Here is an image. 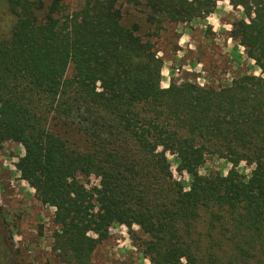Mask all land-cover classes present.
Returning <instances> with one entry per match:
<instances>
[{"label":"trees","instance_id":"1","mask_svg":"<svg viewBox=\"0 0 264 264\" xmlns=\"http://www.w3.org/2000/svg\"><path fill=\"white\" fill-rule=\"evenodd\" d=\"M230 3L247 19L232 38L263 77L163 89L161 32L204 20L214 0H82L71 13L53 0L41 22L24 21L29 0H8L0 149L23 147L16 168L55 210L61 263L94 264L119 226L138 229L134 243L150 264H264V0ZM130 11L146 31L124 24ZM209 157L231 166L226 176L199 174Z\"/></svg>","mask_w":264,"mask_h":264},{"label":"rangeland","instance_id":"2","mask_svg":"<svg viewBox=\"0 0 264 264\" xmlns=\"http://www.w3.org/2000/svg\"><path fill=\"white\" fill-rule=\"evenodd\" d=\"M53 0H29V11L24 21L31 16L41 22L47 7ZM66 12L75 11L82 0H61ZM216 7L204 20L186 25L167 26L161 32L156 44L158 57L162 60L160 86L168 88L194 83L202 88H220L231 83L240 75L261 78L262 73L245 51L232 38L233 25L247 22L244 10L234 7L230 0H214ZM63 11V12H64ZM65 12V13H66ZM145 17L130 11L123 17L125 25L137 23L146 31ZM15 16L9 12L8 0H0V35L7 36L14 25ZM71 68L66 76H71ZM24 156L21 145L11 141L3 142L0 149V264H63L52 250V234L55 210L40 203L35 191L22 180L16 168ZM174 177L185 183L189 178L179 176L172 157H169ZM231 166L224 160L209 157L199 169V174L226 176ZM250 168L244 164L238 167L240 174L248 176ZM95 183L90 180L88 185ZM136 227L131 230L115 227L109 239L102 242L92 255L94 264H150L137 246ZM141 239L142 236L139 235ZM135 241V243H134Z\"/></svg>","mask_w":264,"mask_h":264}]
</instances>
